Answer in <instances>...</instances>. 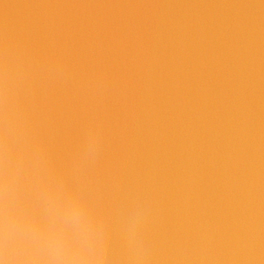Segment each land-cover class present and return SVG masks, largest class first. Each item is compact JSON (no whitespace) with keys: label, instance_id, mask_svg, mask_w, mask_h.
Returning <instances> with one entry per match:
<instances>
[{"label":"clouds","instance_id":"1","mask_svg":"<svg viewBox=\"0 0 264 264\" xmlns=\"http://www.w3.org/2000/svg\"><path fill=\"white\" fill-rule=\"evenodd\" d=\"M34 7L73 11L0 31V264H264V0Z\"/></svg>","mask_w":264,"mask_h":264},{"label":"water","instance_id":"2","mask_svg":"<svg viewBox=\"0 0 264 264\" xmlns=\"http://www.w3.org/2000/svg\"><path fill=\"white\" fill-rule=\"evenodd\" d=\"M260 0H0V31L3 30L5 20L10 30H19L29 22H35L42 17L44 12H70L73 10L41 9L34 7L40 4H107V3H259ZM10 5L7 16L4 5ZM261 123L264 125V89H262V101L260 108ZM261 201L264 205V187L261 189ZM261 220L264 222V208H262ZM264 247V238L261 239Z\"/></svg>","mask_w":264,"mask_h":264}]
</instances>
